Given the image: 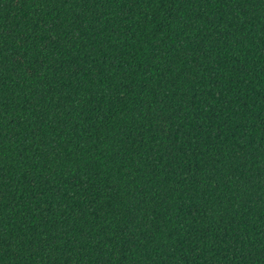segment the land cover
I'll use <instances>...</instances> for the list:
<instances>
[{"label":"trees","instance_id":"1","mask_svg":"<svg viewBox=\"0 0 264 264\" xmlns=\"http://www.w3.org/2000/svg\"><path fill=\"white\" fill-rule=\"evenodd\" d=\"M0 264H264V0H0Z\"/></svg>","mask_w":264,"mask_h":264}]
</instances>
